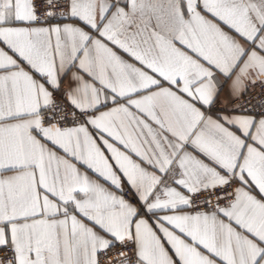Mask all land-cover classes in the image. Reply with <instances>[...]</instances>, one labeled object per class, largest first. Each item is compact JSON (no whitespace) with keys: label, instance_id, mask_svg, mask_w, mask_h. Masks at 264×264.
Instances as JSON below:
<instances>
[{"label":"snow or ice","instance_id":"snow-or-ice-1","mask_svg":"<svg viewBox=\"0 0 264 264\" xmlns=\"http://www.w3.org/2000/svg\"><path fill=\"white\" fill-rule=\"evenodd\" d=\"M0 264H264V0H0Z\"/></svg>","mask_w":264,"mask_h":264},{"label":"crops","instance_id":"crops-1","mask_svg":"<svg viewBox=\"0 0 264 264\" xmlns=\"http://www.w3.org/2000/svg\"><path fill=\"white\" fill-rule=\"evenodd\" d=\"M66 86H67V81L65 82V87H66ZM226 92H227V89H225V93H222V94H221L220 99H221L222 102H223L224 99H225V94H226Z\"/></svg>","mask_w":264,"mask_h":264}]
</instances>
